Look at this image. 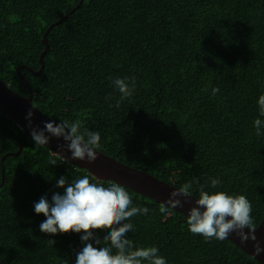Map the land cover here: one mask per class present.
Returning a JSON list of instances; mask_svg holds the SVG:
<instances>
[{
  "label": "trees",
  "instance_id": "1",
  "mask_svg": "<svg viewBox=\"0 0 264 264\" xmlns=\"http://www.w3.org/2000/svg\"><path fill=\"white\" fill-rule=\"evenodd\" d=\"M80 2L0 0L5 84L29 95L18 67L41 69L44 35ZM47 41L44 72L21 70L43 114L57 123L79 120L81 132L99 131L97 151L160 181L178 189L193 182L196 198L194 178L206 191L246 196L253 228L261 225L264 128L258 136L254 120L264 119L257 103L264 94V0H84ZM110 77L135 78L133 95L119 107ZM23 134L0 111V264H75L81 234L42 233L46 218L34 204L62 192L61 177L109 182L36 147L31 135L19 156L8 155L18 152ZM209 178L220 185L212 188ZM126 190L133 206L150 212L124 222L134 226L125 238L136 247H158L167 264H262L229 239L193 234L187 215L171 208L161 213L160 203Z\"/></svg>",
  "mask_w": 264,
  "mask_h": 264
},
{
  "label": "clouds",
  "instance_id": "2",
  "mask_svg": "<svg viewBox=\"0 0 264 264\" xmlns=\"http://www.w3.org/2000/svg\"><path fill=\"white\" fill-rule=\"evenodd\" d=\"M109 79L120 93L115 105L119 107L123 100L133 95L135 78ZM219 91L218 87L213 88L212 94L216 95ZM111 98L109 96L106 99ZM257 103L259 117H264V94L259 96ZM32 118L33 113L30 110L27 119L36 147L48 145L51 137L63 138L66 143L59 145V148L61 152L65 149L70 152L72 160H86L88 163L97 160L96 149L99 148L101 141L99 131L81 132V122L68 119L60 120L59 123L45 121L43 127H33ZM254 127L256 134L261 135L264 119H255ZM61 156L66 161V158ZM55 163L52 161V164ZM209 179L212 188H217L221 183L218 178ZM194 183L199 185L198 198L195 199L196 206L187 214V225L193 234L202 235L209 241L212 238L225 240L233 233L243 242H247L249 238L256 240L252 205L246 196L229 195L225 191H206V185H201L195 178ZM56 187L63 191L54 192L51 201L47 196L41 197L34 204V210L37 215L42 214L46 218L39 225L42 233L49 236L81 234L83 246L75 254V264H167L166 258L159 254L158 247H136L131 240L125 238L134 226L132 223L124 222L136 215H147L150 209L139 205L133 206L132 197L124 186L109 182L106 187L92 182L85 175L71 182L66 177H61L57 180ZM192 188L193 182H188L174 190L167 205L161 204L160 212L166 213L170 207H183L186 201L182 202L178 197H192ZM245 229H250L251 234H246ZM99 231L105 233L102 238L97 235ZM48 243L56 242L49 239ZM261 251L264 249L257 244L256 253L259 254Z\"/></svg>",
  "mask_w": 264,
  "mask_h": 264
},
{
  "label": "water",
  "instance_id": "3",
  "mask_svg": "<svg viewBox=\"0 0 264 264\" xmlns=\"http://www.w3.org/2000/svg\"><path fill=\"white\" fill-rule=\"evenodd\" d=\"M84 0H81L78 7H76L71 13H69L66 17L61 19L58 23L53 24L46 34L44 35L42 41L46 46L45 50L42 52L40 56V64L41 69L37 72H33L31 69L26 66H20L17 69V73L20 78L23 79L27 85L29 90L28 96H22L17 93L15 90L11 89L7 84H5L0 79V111L4 112L8 116H10L17 125L24 130L23 136L20 138V149L17 153H10L8 155L11 156H19L21 151L24 149L23 139L27 135H31V129L29 127V120L27 119L28 112L31 110L33 113V118L31 120V124L33 127H43L45 121H53L48 116L43 114L34 104V93L33 90L27 81V79L22 75V69H29L33 72L35 76H40L45 70V62L44 58L49 51V44L47 41V36L50 31L57 25L61 24L65 19H67L71 14H73L82 4ZM66 142L63 138L51 137L48 145H44L51 149L57 156L63 158V155L66 158V161L72 165L77 166L82 170L88 171L97 181H107V182H116L120 185L133 190L136 193H139L143 196H146L150 199H153L157 203H165L167 205L168 200L170 199V194L178 189L168 183L160 181L159 179L151 176L141 170L132 168L127 166L121 162H119L115 158H111L100 151H97V160L93 163H88L85 161L72 160L71 153L66 149L61 152L59 145L65 144ZM61 155H58L57 153ZM4 156L2 161L8 156ZM64 159V158H63ZM3 183L5 180V169L3 168ZM181 199L183 203V207L171 208V205H168L171 209L176 210L178 212L187 215L189 210L196 206L195 199L196 197H178ZM254 234L256 236V240L253 241L251 238L247 240V242H243L240 237H238L235 233L229 236V240L236 244L240 249H242L249 256L255 258L260 263L264 264V251H261L259 254L256 253V245L258 244L261 249H264V219L261 225L258 228H253ZM246 234H251L250 229L244 230Z\"/></svg>",
  "mask_w": 264,
  "mask_h": 264
}]
</instances>
